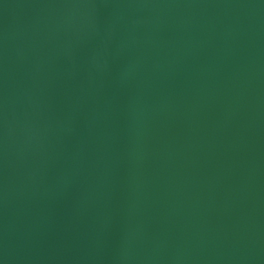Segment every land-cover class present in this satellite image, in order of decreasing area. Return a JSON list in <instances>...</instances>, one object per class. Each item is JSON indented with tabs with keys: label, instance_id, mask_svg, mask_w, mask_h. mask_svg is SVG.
Masks as SVG:
<instances>
[{
	"label": "water",
	"instance_id": "1",
	"mask_svg": "<svg viewBox=\"0 0 264 264\" xmlns=\"http://www.w3.org/2000/svg\"><path fill=\"white\" fill-rule=\"evenodd\" d=\"M0 264H264V0H0Z\"/></svg>",
	"mask_w": 264,
	"mask_h": 264
}]
</instances>
